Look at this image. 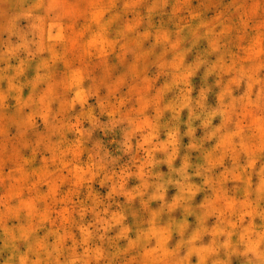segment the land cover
I'll use <instances>...</instances> for the list:
<instances>
[{
    "label": "rangeland",
    "instance_id": "374dc122",
    "mask_svg": "<svg viewBox=\"0 0 264 264\" xmlns=\"http://www.w3.org/2000/svg\"><path fill=\"white\" fill-rule=\"evenodd\" d=\"M0 264H264V0H0Z\"/></svg>",
    "mask_w": 264,
    "mask_h": 264
}]
</instances>
